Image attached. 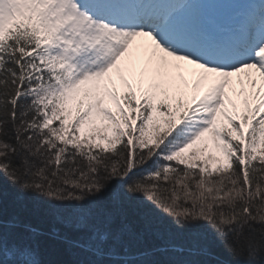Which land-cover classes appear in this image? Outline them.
<instances>
[{"label":"snow or ice","instance_id":"obj_1","mask_svg":"<svg viewBox=\"0 0 264 264\" xmlns=\"http://www.w3.org/2000/svg\"><path fill=\"white\" fill-rule=\"evenodd\" d=\"M162 2L0 0L2 264H264V3Z\"/></svg>","mask_w":264,"mask_h":264},{"label":"trees","instance_id":"obj_2","mask_svg":"<svg viewBox=\"0 0 264 264\" xmlns=\"http://www.w3.org/2000/svg\"><path fill=\"white\" fill-rule=\"evenodd\" d=\"M6 191L8 192V194L5 196L4 198V204H5V209H6V212H12L14 211V201H15V193L12 192L11 189H6ZM130 226H133L132 225V222L130 221ZM79 234L78 233H73V236H78ZM74 252L77 253V258L78 259H83V260H87V254L86 253H83V252H80L79 250H73ZM64 259H71L72 257L71 256H68V255H65L63 257ZM0 264H2V262H0Z\"/></svg>","mask_w":264,"mask_h":264}]
</instances>
